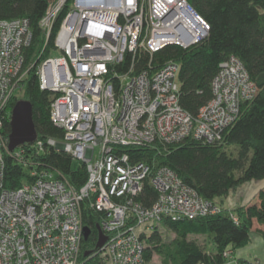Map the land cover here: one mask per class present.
Masks as SVG:
<instances>
[{
    "label": "built area",
    "instance_id": "built-area-1",
    "mask_svg": "<svg viewBox=\"0 0 264 264\" xmlns=\"http://www.w3.org/2000/svg\"><path fill=\"white\" fill-rule=\"evenodd\" d=\"M65 1L53 3L40 19L48 34ZM208 29L188 0H73L53 51L37 68L40 86L54 92L50 115L64 136H38L10 150L5 112L27 73L24 48L32 33L26 17L0 19V264H83L86 199L103 213L98 225L107 236L97 264H145L149 233L164 217L221 210L171 167L132 161L127 148L189 136L221 140L241 102L258 92L242 60L232 54L220 62L213 97L197 115L180 104L178 62L152 71H136L133 63L119 69L127 52L153 53L172 43L187 47ZM49 146L86 165L82 186L26 156L29 149ZM6 153L29 166V180L15 188L3 185ZM146 180L158 191L151 205L138 199Z\"/></svg>",
    "mask_w": 264,
    "mask_h": 264
},
{
    "label": "trees",
    "instance_id": "trees-1",
    "mask_svg": "<svg viewBox=\"0 0 264 264\" xmlns=\"http://www.w3.org/2000/svg\"><path fill=\"white\" fill-rule=\"evenodd\" d=\"M57 0H0V19L26 17L32 33L30 43L24 48L27 73L22 79L21 95L13 94L6 107L5 133L10 132V116L14 103L26 98L33 105V119L40 138L55 137L62 140L64 130L56 125L50 115L54 92L40 86L37 68L53 51L55 37L63 16L73 0H66L58 13L50 34L40 24L49 6ZM208 22V33L187 47L179 44L148 52L139 49L127 52L120 70L133 63L136 71L156 70L168 61L179 63V101L193 115L213 97L212 81L219 64L230 55L238 56L250 77L258 86L257 94L241 102L237 118L226 127L219 141L207 142L191 136L169 142H153L127 148L132 161H145L153 169L166 165L199 195L220 203L215 213L183 217L174 220L164 217L147 238L145 262L154 254L162 256L163 264H223L236 248L250 241L255 222L264 224V187L253 202L239 203L233 207L223 205L231 190L249 181L264 179V0H188ZM117 82V81H116ZM30 145H27L28 148ZM31 156L41 166L59 170L75 187L82 186L88 177L86 165H73L71 153L54 146L40 152L29 149ZM3 185L15 188L29 180V166L18 163L10 153L5 154ZM155 186L146 180L138 199L151 205L157 198ZM103 213L83 202V221L90 228L89 237L83 240L80 259L83 264L99 261L96 243L98 224ZM164 226L174 231V236L164 239L160 230ZM264 234V231H263ZM196 235H203L201 242ZM231 250L232 255L226 252ZM243 263L247 260L239 258Z\"/></svg>",
    "mask_w": 264,
    "mask_h": 264
},
{
    "label": "crops",
    "instance_id": "crops-1",
    "mask_svg": "<svg viewBox=\"0 0 264 264\" xmlns=\"http://www.w3.org/2000/svg\"><path fill=\"white\" fill-rule=\"evenodd\" d=\"M254 187H251L249 191L250 184L249 182H246V184L240 186L235 190V193H239V199L240 203H248L253 202L257 198V193L259 189L264 185V180H261L258 182V184H253ZM249 191L252 193L253 197L251 198L246 191ZM232 191L230 194H228L223 201L224 206L230 207L232 204H235L237 202V199L232 198ZM251 198V199H250ZM264 224H261L259 222H255L252 232L250 241L245 244L244 246L238 247L235 249L234 254L232 257H230L226 262L223 264H264ZM196 237L203 242L204 236L203 235H196ZM239 258L247 260L246 263H243L239 260Z\"/></svg>",
    "mask_w": 264,
    "mask_h": 264
},
{
    "label": "water",
    "instance_id": "water-1",
    "mask_svg": "<svg viewBox=\"0 0 264 264\" xmlns=\"http://www.w3.org/2000/svg\"><path fill=\"white\" fill-rule=\"evenodd\" d=\"M8 136V148L10 150L15 149L21 144L33 142L38 137V132L33 119V105L29 99L19 98L14 103L11 109L10 132ZM83 229L84 239L86 240L89 237L91 230L87 225H85ZM98 230L99 236L96 247L101 248L104 245L107 236L101 230L99 225Z\"/></svg>",
    "mask_w": 264,
    "mask_h": 264
},
{
    "label": "rangeland",
    "instance_id": "rangeland-1",
    "mask_svg": "<svg viewBox=\"0 0 264 264\" xmlns=\"http://www.w3.org/2000/svg\"><path fill=\"white\" fill-rule=\"evenodd\" d=\"M58 1V0H57ZM56 1V2H57ZM56 2H54V3H56ZM65 3V2H64ZM72 3H73V1H72ZM71 3V4H72ZM71 4H70V6H71ZM52 5V4H51ZM50 5V6H51ZM49 6V7H50ZM70 8V7H69ZM68 8V9H69ZM49 9V8H48ZM68 11V10H67ZM47 12V11H46ZM66 14V13H65ZM65 16V15H64ZM64 16H63V18H64ZM61 25V24H60ZM60 27V26H59ZM58 30H59V28H58ZM58 30H57V32H58ZM48 34V33H47ZM49 35V34H48ZM56 35H57V33H56ZM16 94L17 95H21V91L20 90H18V91H16ZM78 163H79V160L78 159H73V165L74 166H77L78 165ZM264 180V179H263ZM260 182V181H259ZM246 183H244V185H245ZM249 184H250V187H249V191L251 190L250 188L251 187H254L255 185H253V184H258V182H256V181H249ZM242 186V185H241ZM240 187V186H239ZM238 187V188H239ZM263 187H264V185H263ZM235 190L236 189H234V190H231L233 193H231L232 195V198H235V199H237V202L235 203V204H232L231 206H230V208L231 207H233V206H235L236 204H239L241 201H240V199H239V193L237 194V193H235ZM230 191V192H231ZM248 190L246 191V193H248L249 195H251L250 197L252 198L253 197V193H254V191L252 192V193H250ZM230 192H229V194H230ZM255 194V193H254ZM250 198V199H251ZM220 206H222L220 203H218ZM160 230H161V232H162V234H163V238L164 239H170V238H172L173 236H174V231H172V230H170V229H168V228H166V227H164V226H161V228H160ZM162 256L160 255V254H154V256H153V258L151 259V260H149V261H147V262H145V264H163V261H162Z\"/></svg>",
    "mask_w": 264,
    "mask_h": 264
}]
</instances>
